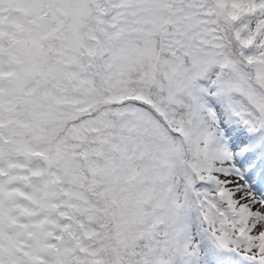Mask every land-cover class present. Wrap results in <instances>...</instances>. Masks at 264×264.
Here are the masks:
<instances>
[{
    "label": "snow or ice",
    "instance_id": "1",
    "mask_svg": "<svg viewBox=\"0 0 264 264\" xmlns=\"http://www.w3.org/2000/svg\"><path fill=\"white\" fill-rule=\"evenodd\" d=\"M0 264H264V0H0Z\"/></svg>",
    "mask_w": 264,
    "mask_h": 264
}]
</instances>
